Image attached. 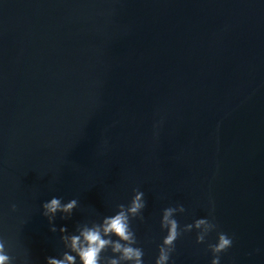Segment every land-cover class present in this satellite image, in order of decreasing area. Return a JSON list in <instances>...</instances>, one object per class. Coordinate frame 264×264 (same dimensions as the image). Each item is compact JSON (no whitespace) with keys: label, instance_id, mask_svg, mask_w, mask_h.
<instances>
[{"label":"water","instance_id":"95a60500","mask_svg":"<svg viewBox=\"0 0 264 264\" xmlns=\"http://www.w3.org/2000/svg\"><path fill=\"white\" fill-rule=\"evenodd\" d=\"M137 189L144 264L179 205L181 228L207 218L217 230L204 244L185 233L170 264H211L219 232L233 240L221 264H264V0H0L11 264H82L71 237L103 232ZM54 197L77 206L45 215Z\"/></svg>","mask_w":264,"mask_h":264},{"label":"clouds","instance_id":"9594fccd","mask_svg":"<svg viewBox=\"0 0 264 264\" xmlns=\"http://www.w3.org/2000/svg\"><path fill=\"white\" fill-rule=\"evenodd\" d=\"M76 206L75 199L62 205L61 200L55 197L43 205L45 215L55 214L57 211L70 213ZM120 208L121 211L105 220L103 232L99 227L85 228L80 235L71 237V247L80 257L82 264H144V251L136 246L138 241L131 228V220L137 216L140 220L144 219L142 215V210L146 208L144 193L138 189L135 190L127 209L123 210L124 205H120ZM185 211L182 205L164 209L161 228L167 234L159 246V255L155 264H170L171 257L176 251V242L185 233H190L195 229L197 244H204L209 234L217 230V225L207 218L197 219L193 224H187L181 228L175 217ZM61 231H66V229H61ZM232 245V238L226 233L219 232L217 242L208 244V250L213 256L211 264H221V255L226 253ZM109 249L113 255L104 257L102 254ZM0 264H11V257L5 252L3 243H0ZM47 264H75V257L66 253L63 260L49 258Z\"/></svg>","mask_w":264,"mask_h":264}]
</instances>
